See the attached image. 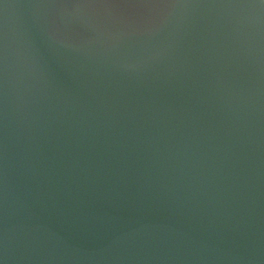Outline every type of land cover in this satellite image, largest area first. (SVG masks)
<instances>
[{"label": "water", "instance_id": "1", "mask_svg": "<svg viewBox=\"0 0 264 264\" xmlns=\"http://www.w3.org/2000/svg\"><path fill=\"white\" fill-rule=\"evenodd\" d=\"M0 264H264V0H0Z\"/></svg>", "mask_w": 264, "mask_h": 264}]
</instances>
